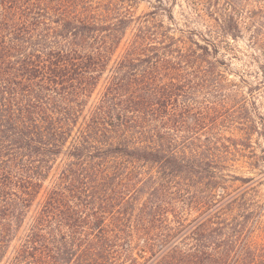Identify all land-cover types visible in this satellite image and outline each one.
<instances>
[{"label": "trees", "instance_id": "1", "mask_svg": "<svg viewBox=\"0 0 264 264\" xmlns=\"http://www.w3.org/2000/svg\"><path fill=\"white\" fill-rule=\"evenodd\" d=\"M135 1L0 0V264H264V0Z\"/></svg>", "mask_w": 264, "mask_h": 264}, {"label": "rangeland", "instance_id": "2", "mask_svg": "<svg viewBox=\"0 0 264 264\" xmlns=\"http://www.w3.org/2000/svg\"><path fill=\"white\" fill-rule=\"evenodd\" d=\"M214 1V0H212ZM215 4V2H213ZM130 4V11L135 17H140V20L135 21L131 28L127 31L126 40L130 39L133 29L143 21L152 20L151 12L156 13V19L163 21L168 25L166 16L169 10L172 11V16L179 28L184 30H197L200 33H205L206 23L198 17V12L194 9L191 0H136ZM221 1H218V6ZM216 6V5H215ZM155 17V16H154ZM235 48L234 54L225 53V61L229 64L231 75L229 79L238 81L239 77L246 81L244 85L256 86L262 80L261 68H264V59L257 48L249 43L248 35L243 33L242 37L233 42L229 40ZM245 92V91H244ZM254 96L260 108V112L264 114V90H256ZM255 145L256 153L259 154V148H264V141H258ZM240 166H243L242 168ZM245 165H239L233 169V173L242 176H251L259 179L254 173L247 171ZM54 171L53 173H55ZM257 172V171H255ZM53 173L51 179L53 177ZM264 183V178L261 179ZM260 196L264 198V185L259 187Z\"/></svg>", "mask_w": 264, "mask_h": 264}]
</instances>
